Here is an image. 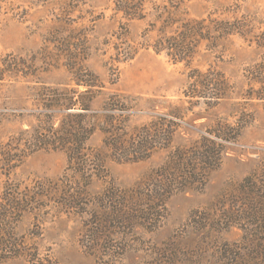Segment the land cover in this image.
<instances>
[{
  "label": "rangeland",
  "instance_id": "obj_1",
  "mask_svg": "<svg viewBox=\"0 0 264 264\" xmlns=\"http://www.w3.org/2000/svg\"><path fill=\"white\" fill-rule=\"evenodd\" d=\"M141 1L146 19L127 22L115 10L114 0H0V60L10 57L21 68L34 67L40 81L48 86L69 84L66 87L71 89V76L61 65L77 59L103 86L105 95L95 109L108 96L117 95L122 101L124 134L148 124L167 107L184 109L170 150L136 164L106 162L107 179L93 183L89 189L91 212L109 207L97 201L107 189L117 194L131 190L161 167L169 152L189 146L217 122L237 124L242 129L240 138L229 145L228 155L210 174L202 192L178 194L168 200L165 218L157 230L140 225L131 228L116 221L107 225L100 242L90 245L82 234L85 217L50 215L38 224L26 216L13 233L25 253L31 255L30 262L21 258L1 264H108L96 258L98 253L118 248L123 256L114 264H230L225 246L246 252L236 197L247 176L256 174L262 179L264 104L247 99L249 87L244 75L259 60L249 41L264 33V0H184L179 5L181 17L237 22L246 32L243 36L230 35L214 46L202 42L189 69L163 53L156 54L151 47L154 35L146 33L154 9L168 5L170 0ZM47 63L51 66L45 68ZM54 65L59 66L57 70L51 68ZM193 69L221 73L230 86L227 99L207 106L202 99L185 98ZM20 81L0 92V112L6 115L0 125L3 141L28 128V120L18 117L30 109L25 98L28 84ZM102 141L103 136L96 133L88 146L99 151ZM66 168L63 153L42 151L28 157L11 180L24 185L56 181ZM5 181L0 175V197ZM260 197L264 200V195ZM243 254L235 255L242 264H251L250 255Z\"/></svg>",
  "mask_w": 264,
  "mask_h": 264
},
{
  "label": "trees",
  "instance_id": "obj_2",
  "mask_svg": "<svg viewBox=\"0 0 264 264\" xmlns=\"http://www.w3.org/2000/svg\"><path fill=\"white\" fill-rule=\"evenodd\" d=\"M183 1L170 0L168 5L156 7L146 29V33L154 35L153 51L165 54L173 63L189 69L202 42L214 46L230 35L246 34L237 22L181 17L179 5ZM114 5L127 22L147 17L141 0H114ZM249 43L254 44L259 60L244 75L249 87L246 97L264 104V33L254 36ZM61 66L71 76L69 82L74 85L71 89L66 87L69 84L48 86L40 81L34 67L21 68L10 57L0 60V92L6 85L24 80L28 84L26 102L30 103V109L24 110L26 115L18 116L28 120V128L6 141L0 139V175L6 180L0 197V264L21 258L30 262L31 255L25 253L13 233L26 216L38 224L50 215L85 217L82 234L90 245L100 242V237L107 233V225L116 221L131 228L140 225L149 231L157 230L165 218L168 200L178 194L202 192L210 174L228 155L229 145L236 144L241 135L242 129L237 124L217 122L189 146L169 152L164 164L131 190L117 194L112 188L107 189L97 201L109 207L91 212L89 189L93 183L107 179L106 162L136 164L160 151L170 150L185 113L182 106L167 107L148 124L124 134V105L120 98L108 96L95 109L96 102L105 95L102 84L77 59ZM188 79L190 84L184 92L187 99H202L205 105L212 106L229 95L227 80L213 69L205 73L193 69ZM5 117L0 112V125ZM96 133L103 136L99 151L88 146ZM42 151L61 152L66 156L67 168L61 178L29 185L11 180L14 171L28 157ZM257 176H247L238 189L236 204L244 224L246 252L225 246L224 254L230 264H242L236 253L250 255L251 264H264V200L260 197L264 195V170L261 180ZM121 250L98 253L96 258L114 264L123 256Z\"/></svg>",
  "mask_w": 264,
  "mask_h": 264
}]
</instances>
